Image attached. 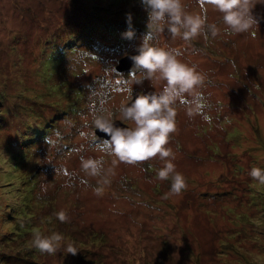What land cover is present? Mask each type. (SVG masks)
Here are the masks:
<instances>
[{"label": "rangeland", "instance_id": "rangeland-1", "mask_svg": "<svg viewBox=\"0 0 264 264\" xmlns=\"http://www.w3.org/2000/svg\"><path fill=\"white\" fill-rule=\"evenodd\" d=\"M183 3L199 13L196 0ZM127 12L133 41L122 38ZM253 13L264 17V5ZM207 16L220 28L215 38L189 44L165 30L151 41L180 49L179 59L205 75L200 98L186 93L187 103L176 104L169 146L187 187L174 194L171 180L156 178L158 158L113 163L96 147L103 139L80 135L95 131L90 107L134 127L119 112L127 94L116 91L130 69L115 67L151 28L138 0H0V264L20 250H31L37 264H264V184L249 175L264 167V19L235 34L211 5ZM163 83L145 80L133 85L134 95L158 92ZM82 144L83 152L71 151ZM80 155L102 156L111 183L88 176ZM101 186L98 196L94 187ZM24 205L44 219L37 232L63 235L59 253L31 247L37 232L11 241L18 228H30ZM61 210L69 220L58 219ZM68 245L78 252L66 253Z\"/></svg>", "mask_w": 264, "mask_h": 264}, {"label": "clouds", "instance_id": "clouds-1", "mask_svg": "<svg viewBox=\"0 0 264 264\" xmlns=\"http://www.w3.org/2000/svg\"><path fill=\"white\" fill-rule=\"evenodd\" d=\"M143 10L147 13V25H151L136 48V55L131 56L133 66L130 68L127 78L121 76L119 83L123 85L116 89L117 92L127 94V103H121L119 112L122 119L130 120L134 127H120L115 125L111 118L112 113L107 115L98 114L105 110L90 107L95 129L106 134L103 143H97L99 151L113 156L117 161L127 164H138L158 158L163 166L156 170V178L159 180H171L170 190L174 194L181 193L186 187V178L177 171L175 164L176 154L169 146L171 134L177 131L176 104L187 103L185 94L200 98V89L205 83V75L197 70L195 64H188L179 59L181 51L178 48H165L155 46L151 41L157 35L167 30L173 37L179 36L187 43H191L197 37L205 40L215 38L220 33L216 22L209 23L207 10L211 5L221 14V23L226 30L235 33H246L264 17L254 15L253 9L256 4L264 5V0H196L200 7L199 13L187 11L183 0H138ZM133 15L125 13L126 30L122 38L133 41L136 38V30L132 25ZM160 80L163 86L160 91L136 92L134 95L133 85H141L145 80ZM201 112V105L197 104L195 113ZM187 114L191 117L194 112L191 107ZM85 138H91L96 143L95 132H81ZM46 143L55 144L49 138ZM71 151L81 153L84 145L74 147ZM81 168L92 177H102L103 185H109L111 181L103 175L104 158L79 156ZM67 174L66 169H62ZM249 175L258 183L264 184V167H253ZM87 183L86 180H82ZM96 195H103L104 188L94 187ZM61 222L69 220L65 210L57 213ZM63 235L52 232L43 235L40 232L34 234L31 247L41 253L57 254L63 247ZM78 252L73 245L67 246V252L75 255Z\"/></svg>", "mask_w": 264, "mask_h": 264}, {"label": "trees", "instance_id": "trees-1", "mask_svg": "<svg viewBox=\"0 0 264 264\" xmlns=\"http://www.w3.org/2000/svg\"><path fill=\"white\" fill-rule=\"evenodd\" d=\"M67 105H69L70 106V108H72V110L71 111H73L74 110V103H70V104H67ZM68 107V106H67ZM26 161H28L27 159H25V157H23V158H19V166H22V164H26ZM24 167V166H23ZM18 169H19V167H18ZM24 169V168H23ZM34 174V172H31L30 173V175L32 176ZM30 175L28 176V175H26V176H24V177H22L23 178V181H26V180H28L29 181V179H30ZM27 189H28V191H30V188L29 187H27ZM33 190V189H32ZM31 190V191H32ZM33 208H30V207H28L27 205H24V208L23 207H21V209H20V211H21V214L23 213V212H29V216L31 217V220H30V223H31V225H30V228L29 229H27L26 230V232H24L23 230H21L20 228H18V230H16V233H15V227L17 226H15L14 225V233L17 235V237H16V239H13V240H11V241H15V240H17V239H22V242L24 241L25 242V237L26 236H24L25 234H27V235H29V234H31V233H35V232H37V231H39L40 230V228L42 229V225L40 224L41 223V221H43L44 222V219L43 220H37V217H38V215L36 216V212H33ZM15 213H18L19 215H20V212H18V210L17 209H15ZM21 218V217H20ZM23 219V218H22ZM16 220H18V221H20L19 219H16ZM6 222H8V220H5ZM20 223V222H19ZM17 229V228H16ZM24 236V237H23ZM25 249H26V247H24ZM30 251V252H29ZM28 252H26V251H23V250H20V251H18L17 252V254H15L16 256H18V257H16V256H14V257H12V256H5L6 257V261L9 263V264H37L35 261H30L29 260V258L33 255V253L31 252V250H29ZM20 253H22V254H20ZM23 254H25V255H23ZM27 254V255H26ZM16 259V260H15ZM6 261H4V262H6ZM11 261H12V263H11ZM15 261H17V262H15ZM0 262H1V259H0ZM31 262V263H30Z\"/></svg>", "mask_w": 264, "mask_h": 264}, {"label": "water", "instance_id": "water-1", "mask_svg": "<svg viewBox=\"0 0 264 264\" xmlns=\"http://www.w3.org/2000/svg\"><path fill=\"white\" fill-rule=\"evenodd\" d=\"M136 54H137V52L130 53V54L122 57L121 59H119L118 64L115 67L116 71L119 72V73L128 71L132 67V65H133V61L131 60V56L136 55ZM114 123H115V125L120 126V127H128V128H131L128 125L124 124L123 122H121L119 120H115ZM94 132L96 133V136L98 138H101V139L107 138L106 137V134L103 133V132H101L98 129L97 130L95 129Z\"/></svg>", "mask_w": 264, "mask_h": 264}, {"label": "flooded vegetation", "instance_id": "flooded-vegetation-1", "mask_svg": "<svg viewBox=\"0 0 264 264\" xmlns=\"http://www.w3.org/2000/svg\"><path fill=\"white\" fill-rule=\"evenodd\" d=\"M122 122V121H121ZM124 124H126L125 122H123ZM127 125V124H126Z\"/></svg>", "mask_w": 264, "mask_h": 264}]
</instances>
